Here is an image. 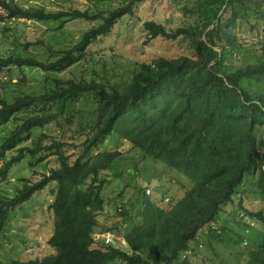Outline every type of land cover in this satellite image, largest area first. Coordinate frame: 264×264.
I'll return each instance as SVG.
<instances>
[{"label":"trees","instance_id":"1","mask_svg":"<svg viewBox=\"0 0 264 264\" xmlns=\"http://www.w3.org/2000/svg\"><path fill=\"white\" fill-rule=\"evenodd\" d=\"M144 1L129 0L105 15H90L80 10L49 12L0 0V20L24 18L60 23L102 20L85 32L74 47L62 51L56 61L45 63L14 55L0 57V73L13 68L23 71L25 67L62 72L81 62L91 46L109 36L118 21L132 16ZM263 2L206 0L184 9L200 16L204 13L201 25L173 32L154 21L146 22L144 27L150 39L187 40L195 55L160 57L141 63L124 88L96 79L57 81L55 89L42 95L18 97L13 102L0 98V128L17 114L31 111L22 125L3 138L1 181L9 182L10 169L26 155H30L32 166H46L49 154L56 156V167L25 178L12 196L0 190L1 234L12 212L44 192L51 183H57L56 189L51 190L55 200L50 205L54 231L49 245L53 252L22 264H203L190 258L203 248L208 252L207 246L226 234V227L220 225L217 231L212 223L223 206L233 203L246 175L260 171L258 186L264 203V154L258 151L255 135L256 128L264 126V91L254 94L247 89V82H264V61L228 71L223 68L228 49L222 45L224 28L237 18L236 7L245 13L250 7L260 9ZM227 11L231 12V18L224 22ZM84 94L94 95L98 102L97 116L89 130L80 134L83 138L79 144L43 134L32 147H19L32 138L35 129H43L62 117L70 122L74 116L71 104ZM112 135L121 136L145 155L193 182L184 197L168 210L160 207L154 196L147 195V189L142 190V220L124 235L128 252L115 241L96 239L101 224L99 214L106 208L101 192L108 180L103 174L121 155L118 151L99 152V147ZM71 149L74 153L68 154ZM120 210L121 216L128 214L127 208ZM256 217L264 224V212H258ZM205 255L204 263L208 262ZM0 264L5 263L0 259ZM248 264H264V238L261 251L251 256Z\"/></svg>","mask_w":264,"mask_h":264},{"label":"rangeland","instance_id":"2","mask_svg":"<svg viewBox=\"0 0 264 264\" xmlns=\"http://www.w3.org/2000/svg\"><path fill=\"white\" fill-rule=\"evenodd\" d=\"M21 7H37L49 12L80 10L98 15L116 9L129 0H8ZM206 0H145L139 4L132 16H124L115 25L113 32L91 46L84 59L62 72H45L39 68L25 67L6 69L0 73V98L13 102L18 97L42 95L56 88V82L71 80H98L117 86H127L141 63H150L160 57L175 59L194 58L191 43L187 40H168L162 37L150 39L144 25L154 21L168 32L179 28L201 25L204 13L185 12ZM251 2L253 0H250ZM249 6V1L247 7ZM235 23L224 28L222 45L227 47L223 68L235 71L264 61V2L260 9L248 8L247 12L236 7ZM231 18V12L224 14V22ZM101 19L67 20L45 22L12 18L0 20V57H31L41 62H54L61 52L71 49L82 39L85 32L101 23ZM223 32V33H224ZM219 51H221L219 49ZM24 80V81H23ZM247 89L254 94L264 91V82H247ZM97 105L93 94H84L71 104L74 116L70 122L60 118L43 129L33 130L32 138L19 147L33 146L43 134L60 139L65 143L79 141L80 134L89 130L97 116ZM31 112V111H30ZM30 112L17 114L7 125L0 128V145L3 138L22 125ZM258 151L264 154V126L255 130ZM71 148V147H69ZM68 148V149H69ZM118 151L120 157L103 176L108 180L101 194L106 201L104 212L99 214L101 222L96 239L105 238L116 245L128 247L124 240L135 224L142 220V190L150 189L151 196L160 207L168 210L193 186V182L165 163L145 155L131 142L119 135H112L99 147V152ZM74 153V149L68 154ZM49 162V163H48ZM44 164L31 165L30 155L10 169L9 182L0 179V190L12 196L25 178L37 172H48L56 167V156L49 154ZM260 171L246 175L243 184L234 196L233 203L223 206L214 223L226 227V234L220 243L212 241L208 252L201 249L191 261L203 264H248L251 256L261 251L264 238V224L257 219L258 212H264V203L259 191ZM53 182L44 192L18 207L11 214L9 223L0 234V259L5 264L19 261L22 264L35 258H44L53 252L49 239L54 231V213L50 205L55 197L51 190ZM147 191V190H146ZM125 205V206H124ZM123 208L128 214L122 215ZM117 228V229H116ZM114 229V230H113ZM225 233V231H224ZM208 234V233H207ZM206 234V235H207ZM210 235V234H209ZM232 238V240H231ZM245 240L248 245H244ZM214 243H217L214 246ZM243 244V245H242ZM98 246L101 243L98 242ZM243 246V247H242ZM93 247H96L95 245ZM221 251L224 253H221ZM148 255V251H146ZM204 253H208L206 256ZM203 255L208 258L204 263ZM113 264H121L116 262Z\"/></svg>","mask_w":264,"mask_h":264},{"label":"built area","instance_id":"3","mask_svg":"<svg viewBox=\"0 0 264 264\" xmlns=\"http://www.w3.org/2000/svg\"><path fill=\"white\" fill-rule=\"evenodd\" d=\"M151 193H152V191H151L150 189H147L146 194H147V195H151ZM212 226H213V228H214L215 230L219 231V226H218L216 223H212ZM107 243H111V241H109V240L107 239ZM242 245H243V244H242ZM244 245H245V246L248 245V242L245 241Z\"/></svg>","mask_w":264,"mask_h":264},{"label":"water","instance_id":"4","mask_svg":"<svg viewBox=\"0 0 264 264\" xmlns=\"http://www.w3.org/2000/svg\"><path fill=\"white\" fill-rule=\"evenodd\" d=\"M124 251L128 252L129 251V247H125Z\"/></svg>","mask_w":264,"mask_h":264},{"label":"clouds","instance_id":"5","mask_svg":"<svg viewBox=\"0 0 264 264\" xmlns=\"http://www.w3.org/2000/svg\"><path fill=\"white\" fill-rule=\"evenodd\" d=\"M245 241H247V240H245ZM248 242V241H247Z\"/></svg>","mask_w":264,"mask_h":264}]
</instances>
